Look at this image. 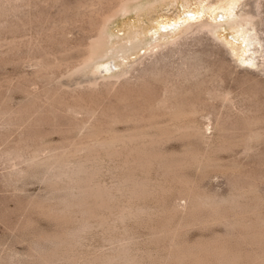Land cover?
<instances>
[{"label":"rangeland","instance_id":"obj_1","mask_svg":"<svg viewBox=\"0 0 264 264\" xmlns=\"http://www.w3.org/2000/svg\"><path fill=\"white\" fill-rule=\"evenodd\" d=\"M112 1L0 0V264L68 262H46L48 254L87 264L125 248L138 264H264V227L258 226L264 221V0H179L131 11L112 31L146 28L161 43L178 41L177 48L147 59L142 52L131 60L137 61L127 77L132 80H113L109 88L105 76L75 70L99 24L96 10ZM242 17L262 42L248 54L233 49L246 48L232 27ZM187 20H216L224 27L215 37L197 33L182 40ZM193 57L201 80L182 64ZM150 66L169 76L167 88L151 75L142 77ZM174 86L187 90L182 101L197 109L191 119L204 137L154 143L157 127L169 119L159 102ZM125 133L145 143L96 154V182L113 191L109 210L66 212L67 200L78 204L79 197L69 201L51 187L49 168L28 160L69 154L77 161L87 154L77 148L91 137ZM133 180L147 184H138L145 189L137 199L129 197ZM235 197L242 203L238 208L225 203ZM125 207L133 213L122 214ZM81 229L88 231L82 236ZM64 233L77 239L59 252L52 239Z\"/></svg>","mask_w":264,"mask_h":264},{"label":"bare ground","instance_id":"obj_2","mask_svg":"<svg viewBox=\"0 0 264 264\" xmlns=\"http://www.w3.org/2000/svg\"><path fill=\"white\" fill-rule=\"evenodd\" d=\"M98 1L100 3H103V5H104L105 3H108L110 0H106L107 2H104V0H98ZM168 1H177L178 2L179 0H113L111 4L110 3L108 4L109 6L106 4L108 7L107 6H104L105 8L103 10L102 9L101 10L100 9H97L98 11L96 10V12H97V16L99 17V24L94 29V35L91 38L90 42L85 45L86 46L85 54L82 57V59L79 61V64H77L78 66H77V68L75 70L76 73L77 72H81L80 74H82L84 72H93V73L98 74V75L100 74L102 76H105V80L107 81L106 83H108L107 86L110 83V85H112L111 87H113V85H114L113 84V80L114 81L116 80V82H117V81H121V79H124L126 81V78L128 77V74L130 73V69H132V68L134 69L135 68V65L137 64V61L131 62V60L134 59V58H136V57H139L140 54H142V52H145L144 53V56H146V55L151 56L155 52L156 53L157 52H160V51L168 48L169 46H171V48H173L174 46H176L178 44V41H174L172 43H161L160 41H158V39L156 37H154V33L152 32L151 34H149L148 31L146 30V28L145 29H140V28L134 27V28L128 30L127 32H125L124 35H120L117 32L112 31V29L115 28V26H116L115 25L116 22L119 19H121V18L129 15L131 13V11H137L138 12V11H141V10L157 9L158 6L162 2L164 3V2H168ZM234 7H236V3L234 4ZM79 8L80 9H83L82 6H80ZM255 8H257L258 13L261 14L260 11H259V10H261L260 9L261 8L260 4H258L257 6H255ZM248 16L249 17H252V16H250V14ZM215 17H214V19H215ZM242 21L236 20L235 24L232 25V27H235L234 29L236 30L238 36H244V44H246V46H245L246 48L245 49H241V47L240 48L238 47V48H233V49L234 50H238V52L241 51L243 54H248L249 52H254V51H252L254 45L255 46L262 45V42L259 41V40H257L254 37L253 30L250 29V26L252 25L251 24V20H248V18L242 17ZM215 22H217V21L214 20V21L211 22V20L210 21L209 20H206V21H201L199 23L194 24L192 20H187V22L185 23V25L186 26L188 25V28L185 29L181 33L182 40L184 38H185L184 40H186V38H190L189 36L194 35V34H197V33L198 34L199 33L200 34L201 33H204V34H208L210 36L215 37L216 35H218V33L220 32V30L224 27V26H222L220 24H217ZM244 23H246V24H244ZM125 26H127V25H125ZM164 29H166V28L164 27ZM160 33L161 32H159V34ZM182 35H184V36H182ZM162 38H163V36H162ZM183 42H185V41H183ZM179 43H181V42H179ZM171 48H169V50ZM176 48H177V46L174 47L173 49H176ZM171 51H172V49H171ZM256 52H258V51H256ZM158 55H159V53H158ZM162 56H164V53H162ZM145 58L147 59V56ZM146 59H145V61H147ZM149 59H150V57H149ZM160 59H161V57H160ZM195 59H196V57L195 58L194 57L193 58H190L188 60L183 61L182 64L185 65L186 68H191L194 71H196V73L194 75V78H198L201 72L199 73V70L200 69L198 68L197 65H194L193 64ZM198 59L200 60V57ZM198 59L196 61H199ZM162 60L164 61L166 59H164V57H162ZM250 60H253V59L250 58ZM158 61L159 60L157 59L156 62H158ZM244 61L246 62V61H248V59H246ZM160 62H161V60L158 63L160 64ZM200 63H201V60H200ZM141 64H142V62H141ZM138 65H140V64H138ZM150 67H152V66H150ZM158 67L153 66L152 68H147L145 70V72L143 73V76L141 75L142 73L140 75L142 77H144V78L147 75H151L155 79H157V80L161 81L162 83H164V86L167 88L168 87V84L172 80L169 78V76H167L163 71H161L159 69L160 67L159 68ZM103 79H104V77H103ZM127 79H131L132 80V78H130V77L127 78ZM198 79H200V78H198ZM101 81H103V80H101ZM128 81L129 80H127V82H125V83H129V82H130V84L132 83L131 81H129V82ZM125 83H124V85H125ZM94 84L95 83H92L90 85H94ZM98 84H100V83H98ZM121 84L123 85V83H121ZM110 85H109V88H110ZM117 85H119V83ZM122 85H120V86H122ZM98 86H100V85H98ZM98 88L96 89V91L98 90ZM120 88H122V87H120ZM115 91H117V90L114 88V91L113 92H115ZM170 93H169L170 96L166 99V101L159 102L160 105H161V103H163V105L165 107V110H166V113H167V116L169 117V119H168V121H167V123L165 125H163V126L161 125V126L157 127V129H156V131H157L156 132V138L157 139L156 138L155 139L152 138L150 140L151 141L154 140V143H155L156 140H161V139H164V138L166 139V137H169L170 138L172 136H178V135L179 136L180 135L181 136L182 135L189 136V135H195V134L196 135H199V136H201V138H203L204 137V133L202 131V128L197 123V121H193L191 119V117L194 116L197 113V109L194 106L192 107L191 103H187V102H183L182 101L184 95L187 94V90L184 89L182 86H176V87L174 86L172 88V90H171ZM218 96H220V95H218ZM222 96H223V94H222ZM166 113H164V114H166ZM144 120H145V118H144ZM142 121H143V119H142ZM155 128L156 127H154L153 129H155ZM110 134L112 135V133H110ZM125 134H127V133H125ZM98 136L91 137L88 141H85L84 140L86 142V144L84 146L82 145V146H80V147L77 148V150L79 152L80 151H84V150H86V152H87L86 156L84 155L85 157L83 156L82 159H80V157H79V159L77 161L71 160L69 154H64V155L61 154V155L52 156V157H50V158H48V159H46L45 161H42V162L41 161H36V160L34 161V160H32L33 158L32 159H28L31 162V165L32 166L33 165H36L38 167V165L39 166L41 165V166H44V167L46 166L47 169L49 168V170L53 173V175H50L52 177L49 179V182L52 184L51 187L54 186L57 190L64 191L69 196L68 197L66 195L69 198V201H72L74 197L76 198V196L79 197L78 200H76V202L77 201H80V203H78V204H76V203L75 204H72L71 202H69V203H71V204H69L68 203V200H67V203L64 201V203L67 204V206L64 204L65 205L64 206L65 211L67 210L66 212H69V211H71V212L72 211L73 212H77L76 209H78V211H79V209H81V211L83 209V210H87L88 212L89 211H92V210L96 211V209L97 210L98 209L99 210L100 209L101 210H103V209L109 210L108 208H110V206H111L110 205L111 204L110 202H112V199L111 198H113V191L112 190L110 191V189H108L109 190L108 191L106 188L100 186L102 184H98L99 182L98 183L96 182L97 181L96 179H98L97 178V175L98 174L96 175V173H97L96 172L97 171L96 169H97V165H98V158L96 156L97 152L99 154L100 150L113 151V150H115L119 146V144L121 146L122 145L125 146V147L127 146L126 149H128V147L130 146V144L132 145L133 143L138 142V140H140V143H142V142L145 143L144 138L142 139L141 138L142 136H139V135H137L135 133H129L127 135L122 136V138L121 137L118 138V136H117L116 138L111 137V138H105L104 139V137L103 138L102 137L100 138ZM121 146H120V150L123 147V146L122 147ZM133 146L134 145H132L131 147L133 148ZM125 147H123V149H125ZM132 148H131V151L132 150H135V149H132ZM118 150H119V148H118ZM20 156H24L23 153ZM14 174H15V172H14ZM18 174H19V172H18ZM20 174H22V173H20ZM136 182H139L140 183V181H138V180L137 181H134L135 184H132L131 183L132 185H134L133 187H131L132 190H130V188H128V189H129V191H131V194H130L131 196H129V197H131V198L136 197V199H137L139 197L138 196L139 193L142 190L141 188L144 187V185L141 186V187L139 185L146 184V183L145 182H143V183L141 182L142 184H139L138 183L139 184L138 185V184H136ZM128 185H130V184H128ZM146 188H147V186H146ZM118 189L120 191V188H117V190ZM144 189H145V187H144ZM148 189L149 188H147V190ZM122 190L123 189H121V191ZM242 190H244V189H242ZM124 192L125 191H123V193ZM111 194H112V197L110 196ZM127 194H129L128 191H127ZM123 195H122V197H123ZM71 196H74V197L72 198ZM108 196H110L111 198H109ZM141 196L142 195L140 194V197ZM150 196H152V195H150ZM70 198H72V200H70ZM237 198L235 197V198H232L230 200H226L225 203H227V204L229 203L232 206H236L238 208L237 205L238 204H242V203L240 201L238 202V199ZM63 199H65V198H63ZM199 199H200V197H199ZM209 199H206V202H207V200L209 201ZM108 200H111V201L107 202ZM74 202L75 201H73V203ZM195 202H193V204ZM210 202H212V200H210ZM223 202L224 201H222V203ZM203 203H204V200H203ZM206 204L208 205L209 202L208 203H205V205ZM214 204H217V201H215ZM214 204L211 203L210 205H214ZM220 205H222V204H219V206ZM125 208L122 209V214L123 213L124 214L127 213V214L130 215V213H133V211H130V209L127 210V208L126 209ZM141 208H143V207H141ZM218 208H220V207H218ZM240 208L241 207H239V209ZM247 208H245V209H247ZM239 209H238V212H239ZM74 210H76V211H74ZM240 210H242V209H240ZM241 213H243V212L241 211ZM244 213H245V211H244ZM246 213H249V212H246ZM90 214H94V213L91 212ZM127 217H125V218H127ZM88 219H89V216H88ZM90 220H92V219L90 218ZM260 220H261V222H260ZM260 220H259L260 224L258 223L259 224L258 226L261 225V227H264V221L262 219H260ZM113 222H115V221H113ZM89 223H91V222H89ZM240 223L241 222H239V223L237 222V224H240ZM228 225H229V223H228ZM247 227L250 228V229L252 228L250 226H247ZM254 228H252V229H254ZM257 229H259V228H257ZM86 231H88V230L87 229H85V230L83 229L82 230V233L80 235L83 236L84 232H86ZM251 231H254V230H251ZM256 232H257V230H256ZM79 233H80V231H79ZM256 234H255V236H256ZM72 235H73V233H64L62 236H59V237H56L55 239L54 238L52 239V241L55 244V247L58 248L57 251L61 252L60 251L61 248L63 250V248H65L67 245L72 244V243H70ZM75 238L76 237L74 236L73 239H75ZM74 241H73V243H74ZM78 243H80V242H78ZM70 247H71V245H70ZM125 249H122L121 251L117 252L118 254H116L114 256H105V257H102V258H96V259H93L94 261L87 262V264H136V263L138 264L139 262H137V260L135 259L136 257L131 256L130 253L127 250H125ZM57 251L55 253L58 254ZM48 255L49 256H47V254H46V256H47L46 259H45L46 262L47 261L52 262L51 260L54 261L55 258H58L60 260H63V259L66 260L67 259L66 261H68V262L65 263V264H83L80 261L81 259L80 260L74 259V261H73L71 259V257H70L71 255H67L69 258H64L65 257V254H64V256H62L61 254L60 255H56L55 254V256H51V254H48ZM68 259H71L73 262L70 263L71 260L69 262ZM50 262H48V263H50ZM141 264H143V263H141Z\"/></svg>","mask_w":264,"mask_h":264}]
</instances>
